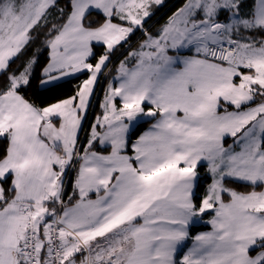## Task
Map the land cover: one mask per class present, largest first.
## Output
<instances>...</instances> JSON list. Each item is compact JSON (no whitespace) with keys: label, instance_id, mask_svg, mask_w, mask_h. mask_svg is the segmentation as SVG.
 Returning <instances> with one entry per match:
<instances>
[{"label":"snow or ice","instance_id":"6c2138e0","mask_svg":"<svg viewBox=\"0 0 264 264\" xmlns=\"http://www.w3.org/2000/svg\"><path fill=\"white\" fill-rule=\"evenodd\" d=\"M165 3L0 0V264H264V0Z\"/></svg>","mask_w":264,"mask_h":264},{"label":"trees","instance_id":"16d2710c","mask_svg":"<svg viewBox=\"0 0 264 264\" xmlns=\"http://www.w3.org/2000/svg\"><path fill=\"white\" fill-rule=\"evenodd\" d=\"M63 2H64V0H61V4H63ZM183 2H184V0H166L165 6L163 8H161L156 13V15L153 17V21L157 22L153 26V30L156 27H159L160 24H163L166 21L167 17L169 15H171V13L174 12L178 7H180ZM149 23H151V21ZM137 36H139V33H137ZM132 39H133V42L136 41V37H133ZM100 51H102V49H97V54H99ZM46 56H47V53L45 52L44 56L41 57V61H40V65L41 66L46 62V59H45ZM122 58L123 57L121 56L120 59H122ZM113 62L114 63L111 65V67L114 66V64H116L118 62L116 57H113ZM19 63H20V61H16V63H14L12 65V67L15 68L17 66V64H19ZM109 66H110V64H109ZM36 75L37 76L39 75V69H37ZM85 78H86V74L78 75L75 79H69L55 93L49 92V91L40 90L38 87L35 86V81H34V87L32 89H30L26 93V95L28 96V98L34 100L38 104H44V103L52 102L56 96H63V95H66V94H70L72 92L74 86L76 84H78L81 80L85 79ZM105 82H106V80L103 79L102 80V87L100 89V86H101L100 85L101 80H100V82L96 86L95 95H97V93L99 91L101 92ZM100 94L101 93H99V97H100ZM95 95H94V97L92 99V104H91V106L89 108L87 119L84 122V127L83 128H86V131H87L88 126H89L88 123L91 122V121L88 122V119L90 117L92 118V116L95 114V111L97 110V107H98L97 104H98L99 97L95 99ZM150 123H151V121H149L147 123L140 124L139 127L137 128V135H139V133L142 132V130H144L147 126H149ZM4 147H6L5 142L0 141V154H2V150H3ZM71 176L73 177V174ZM205 181H207V180H204V183L201 182L202 185H205ZM233 186L237 187V189L239 191L250 190V189H246L243 185H233ZM68 190L71 191V186L70 185L68 186ZM202 191H203V187L201 188V192ZM208 228H209V226L207 224L195 226L194 231L192 229V234L194 235V234H196L199 231H205Z\"/></svg>","mask_w":264,"mask_h":264},{"label":"rangeland","instance_id":"374dc122","mask_svg":"<svg viewBox=\"0 0 264 264\" xmlns=\"http://www.w3.org/2000/svg\"><path fill=\"white\" fill-rule=\"evenodd\" d=\"M123 59V58H122ZM119 62V61H118ZM118 62L116 63V64H118ZM111 65L112 64H110V66H109V69H112L114 66H112L111 67ZM106 72L108 71V69H106L105 70ZM112 75L113 76H115V72L113 71L112 72ZM102 80H103V77L101 78V83H100V89H101V87H102ZM107 86V81L105 82V84H104V86H103V88H102V90H101V92L99 91L98 93H97V95H95V99L96 98H98L99 97V93H101L100 94V97H99V100H98V107H97V110L95 111V114L92 116V118L90 117L89 119H88V122L89 121H93L94 119H95V117H96V115H98V114H100V112H101V109H100V102L102 101V99H103V91H104V88ZM118 102V101H117ZM88 129H87V131H86V128H82L81 129V131H80V140H81V142H86V137H85V133L86 132H88L89 130H90V123H88ZM150 126V125H149ZM149 126H147L144 130H146ZM144 130H142V131H144ZM229 143L231 142L230 140L228 141ZM203 172H204V170H203V168H201V175L203 174ZM70 176L73 174V177L75 176V173L74 172H71L70 171ZM202 183H204V180H202L201 181ZM208 182H210V181H205V185H206V183H208ZM259 190V189H258ZM93 198H94V195H93ZM208 219H210V216H208V215H206L205 217H204V221H201L200 223H198L197 225H195V226H199V225H203L204 223H205V221H207ZM203 223V224H202ZM195 226L193 227V231H194V229H195ZM211 230V225H210V228H208V229H206L205 231H210ZM187 244H188V246L191 244V241H188L187 242Z\"/></svg>","mask_w":264,"mask_h":264},{"label":"crops","instance_id":"0c3cea01","mask_svg":"<svg viewBox=\"0 0 264 264\" xmlns=\"http://www.w3.org/2000/svg\"><path fill=\"white\" fill-rule=\"evenodd\" d=\"M203 224V223H202ZM204 224H207V223H204ZM208 226H209V228H210V225L209 224H207ZM199 232H203V231H199ZM198 233V232H197ZM195 235V234H194ZM190 246V245H189Z\"/></svg>","mask_w":264,"mask_h":264}]
</instances>
